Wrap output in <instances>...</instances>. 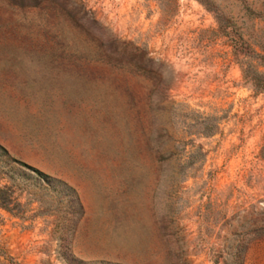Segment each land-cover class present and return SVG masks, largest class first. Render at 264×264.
I'll use <instances>...</instances> for the list:
<instances>
[{
    "label": "rangeland",
    "instance_id": "obj_1",
    "mask_svg": "<svg viewBox=\"0 0 264 264\" xmlns=\"http://www.w3.org/2000/svg\"><path fill=\"white\" fill-rule=\"evenodd\" d=\"M255 73L264 0H0V264H243Z\"/></svg>",
    "mask_w": 264,
    "mask_h": 264
},
{
    "label": "crops",
    "instance_id": "obj_2",
    "mask_svg": "<svg viewBox=\"0 0 264 264\" xmlns=\"http://www.w3.org/2000/svg\"><path fill=\"white\" fill-rule=\"evenodd\" d=\"M243 264H264V235L247 245Z\"/></svg>",
    "mask_w": 264,
    "mask_h": 264
},
{
    "label": "trees",
    "instance_id": "obj_3",
    "mask_svg": "<svg viewBox=\"0 0 264 264\" xmlns=\"http://www.w3.org/2000/svg\"><path fill=\"white\" fill-rule=\"evenodd\" d=\"M250 81L251 83L253 84V86L258 89V90H261V91H264V75L262 74H259V73H255L251 78H250ZM1 150L4 151V149L1 148ZM34 171L37 175L43 177L45 179V181H48V178L43 175L42 173H40L39 171L37 170H32Z\"/></svg>",
    "mask_w": 264,
    "mask_h": 264
}]
</instances>
